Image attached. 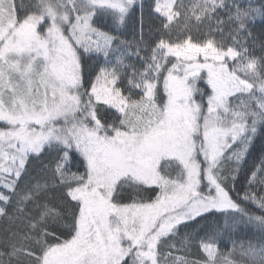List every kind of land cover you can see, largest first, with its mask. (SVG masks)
Here are the masks:
<instances>
[{"label":"snow or ice","instance_id":"snow-or-ice-1","mask_svg":"<svg viewBox=\"0 0 264 264\" xmlns=\"http://www.w3.org/2000/svg\"><path fill=\"white\" fill-rule=\"evenodd\" d=\"M257 26L264 0H0V264H264Z\"/></svg>","mask_w":264,"mask_h":264},{"label":"trees","instance_id":"trees-1","mask_svg":"<svg viewBox=\"0 0 264 264\" xmlns=\"http://www.w3.org/2000/svg\"><path fill=\"white\" fill-rule=\"evenodd\" d=\"M25 2L27 3L28 0H25ZM146 3H150V0H145ZM261 28L259 26H257V28L254 30V34L257 38V43H256V46H255V54L257 56L260 55V47H259V43L258 41L260 39H264V37L261 36ZM126 39L128 40H132L133 37H132V34H131V31L129 33L126 34L125 36ZM250 43H251V39H250ZM256 213L259 214V209H256ZM5 225L3 224V222H0V230L3 229ZM252 231H255L254 229L251 228V226H249V228L245 229V232L248 233V234H251Z\"/></svg>","mask_w":264,"mask_h":264}]
</instances>
